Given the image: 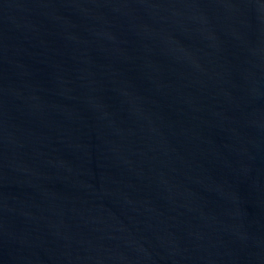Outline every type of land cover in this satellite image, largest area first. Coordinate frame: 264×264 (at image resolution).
<instances>
[{"label":"water","instance_id":"95a60500","mask_svg":"<svg viewBox=\"0 0 264 264\" xmlns=\"http://www.w3.org/2000/svg\"><path fill=\"white\" fill-rule=\"evenodd\" d=\"M0 264H264V0H0Z\"/></svg>","mask_w":264,"mask_h":264}]
</instances>
